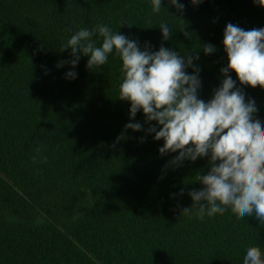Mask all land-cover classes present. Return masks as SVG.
Returning <instances> with one entry per match:
<instances>
[{
    "label": "trees",
    "instance_id": "obj_1",
    "mask_svg": "<svg viewBox=\"0 0 264 264\" xmlns=\"http://www.w3.org/2000/svg\"><path fill=\"white\" fill-rule=\"evenodd\" d=\"M179 2L183 12L162 0L154 13L151 0H0V264H243L249 247L264 254V218L255 212H182L193 203L188 193L203 187L195 180L210 170L208 157L172 166L179 153H159L164 141L147 132L159 126L142 111L130 118V102L118 98L114 52L93 70L83 54L74 69L57 67L73 59L61 48L75 31L106 25L141 50L198 54V94L208 101L228 64L226 25L264 28V7ZM207 44L215 51L206 55ZM229 75L264 122V88ZM130 122L142 130H125Z\"/></svg>",
    "mask_w": 264,
    "mask_h": 264
},
{
    "label": "clouds",
    "instance_id": "obj_2",
    "mask_svg": "<svg viewBox=\"0 0 264 264\" xmlns=\"http://www.w3.org/2000/svg\"><path fill=\"white\" fill-rule=\"evenodd\" d=\"M169 2L183 12L184 4L179 0ZM190 2L196 5L203 0ZM253 3L264 7V0ZM151 4L154 13L161 11L162 0H151ZM160 28L163 39H170L168 25L161 24ZM97 33L102 39L99 46L93 39ZM223 35L228 64L221 69L224 79L208 101L198 94L200 69L194 64L198 54L185 58L163 46L154 52L147 46L141 50L135 40L114 33L106 25L75 31L61 48V51L70 48L73 59L61 61L57 67L68 63L74 69L79 54H83L89 57L86 67L93 70L105 65L109 54L114 52L122 61L123 80L118 98L130 102V118L142 111L145 123L155 121L159 126L158 131L156 126L147 129L155 134V140L164 141L159 153L178 152L170 161L172 166L208 157L210 170L197 175L195 180L203 187L188 193L193 203L182 212L197 208L203 218L205 212L212 216L230 208L241 218L253 212L264 218V122L254 116L258 111L255 101L246 100L229 75L235 72L242 86L264 88V28L244 30L228 23ZM202 47L206 55L215 51L212 44ZM190 67L193 74L186 71ZM76 76L75 71L66 73V78ZM127 129L140 131L142 125L130 122L125 125ZM243 264H264L261 249L249 247Z\"/></svg>",
    "mask_w": 264,
    "mask_h": 264
}]
</instances>
